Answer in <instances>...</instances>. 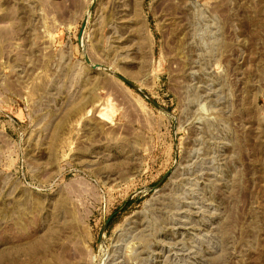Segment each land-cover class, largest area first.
Here are the masks:
<instances>
[{"label": "rangeland", "instance_id": "374dc122", "mask_svg": "<svg viewBox=\"0 0 264 264\" xmlns=\"http://www.w3.org/2000/svg\"><path fill=\"white\" fill-rule=\"evenodd\" d=\"M0 264H264V0H0Z\"/></svg>", "mask_w": 264, "mask_h": 264}, {"label": "water", "instance_id": "95a60500", "mask_svg": "<svg viewBox=\"0 0 264 264\" xmlns=\"http://www.w3.org/2000/svg\"><path fill=\"white\" fill-rule=\"evenodd\" d=\"M125 82H127L128 84H131L128 80L122 78ZM132 85V84H131ZM111 217H109L106 221H105V225L107 224V222L110 220Z\"/></svg>", "mask_w": 264, "mask_h": 264}]
</instances>
